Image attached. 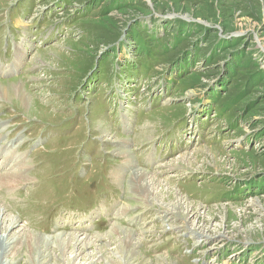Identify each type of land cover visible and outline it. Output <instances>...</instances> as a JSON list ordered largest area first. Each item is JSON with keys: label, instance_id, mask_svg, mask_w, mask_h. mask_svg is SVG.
<instances>
[{"label": "rangeland", "instance_id": "1", "mask_svg": "<svg viewBox=\"0 0 264 264\" xmlns=\"http://www.w3.org/2000/svg\"><path fill=\"white\" fill-rule=\"evenodd\" d=\"M33 1L0 0V10L6 11L3 17L11 5L16 15L22 13L23 22H14V30L19 34L17 40L24 43L19 51L25 52L16 61V76L0 78V84L7 88L20 85L31 101L28 107L15 98L14 91L7 93V88L6 97L0 95V147L16 137L23 144L17 153L6 147L4 158L23 159L18 154L32 152L23 159V169L17 170L30 176L0 187L6 226L8 220L20 219L11 234H34L11 256L16 264L39 263L34 239L38 233L50 237L49 264H125L122 237L109 234L117 220L135 232L138 253L133 264H264V0ZM42 13L51 17L49 22L58 18L70 25L69 32L62 39L44 40L50 28L42 31L48 24L47 19L38 22L36 15ZM123 38L130 59L121 51ZM150 56L154 59L151 69L139 67ZM175 60H180L183 72L173 69ZM117 71L118 87L110 80ZM165 71L166 93L151 94L158 86L154 75ZM147 97L154 100L145 104ZM186 98L190 100L181 102ZM199 102H203L199 119L185 129L183 116L190 117L191 107ZM118 110L131 117V124L124 123V128L131 127L134 135L122 136L114 129L110 120ZM83 116L87 133L78 127L83 126ZM199 127L203 139L195 132ZM106 131L113 140L123 138L121 142L129 144L122 150L107 146L122 154L133 153L131 145L171 131L175 147L176 142L184 145L160 166L163 175L151 174L156 202L140 201L126 183L128 203L123 209L140 210L127 216L128 221L136 213L143 215L139 225L126 224L124 211L118 216L115 203L108 206L106 200L94 198L97 191L91 183L94 179L102 183L97 173L105 167L99 161L104 158V145H97L94 138L105 139L102 133ZM188 155L190 161H183ZM86 160L91 165L92 173L86 177L92 178L90 182L83 178L84 170L78 175ZM49 164L53 174L47 171ZM188 173L201 179L188 180ZM81 179L90 187L84 188ZM181 201L188 208L181 210L190 219L177 224L174 215L164 210ZM68 206L103 210L106 222L100 225V233H47V214L55 215ZM200 228L207 230L206 240L195 246L196 239L188 233ZM57 236L79 241L87 236L90 244L76 257L74 249L60 248ZM162 240L169 243L162 245ZM191 245L198 256L207 252V259L187 256Z\"/></svg>", "mask_w": 264, "mask_h": 264}, {"label": "bare ground", "instance_id": "2", "mask_svg": "<svg viewBox=\"0 0 264 264\" xmlns=\"http://www.w3.org/2000/svg\"><path fill=\"white\" fill-rule=\"evenodd\" d=\"M28 43V42H27ZM25 47V46H24ZM25 54V52H24ZM24 54L20 51L19 56H24ZM6 88L2 86V84H0V95H4L6 97ZM9 90L14 91L15 93V98L19 99V101L23 104L28 103V107H30L29 104V99L26 95V93H24L22 87L20 85L18 86H11L7 88V93L9 92ZM10 94V93H9ZM20 103V104H21ZM123 105V104H122ZM22 106V105H21ZM127 117V118H126ZM130 120L131 117L128 116L127 114L125 115V120L124 123L128 126L130 125ZM145 121V120H144ZM147 121V120H146ZM146 124V123H145ZM100 125V124H99ZM104 125V123H103ZM2 127V126H1ZM141 127L145 128V125L142 124ZM140 127V128H141ZM143 128V129H144ZM3 129V128H2ZM4 130V129H3ZM108 131V130H107ZM104 132L102 133V136L107 139V137H109L108 135H110L108 132ZM150 131H148L147 133H149ZM146 135V134H145ZM147 137L151 136L150 135H146ZM144 137V136H143ZM128 151V150H127ZM123 152L126 153L128 156V159L131 160L134 163L133 160V155L131 152ZM118 152V150H117ZM19 155V154H18ZM192 157V156H191ZM9 158V157H8ZM14 158V157H13ZM188 158V156H186V158H183V161H190ZM6 159V158H5ZM17 159V158H16ZM195 159V158H194ZM197 160V159H196ZM194 161H192L193 163ZM26 163V162H25ZM24 163V164H25ZM190 163V162H189ZM22 162H17L16 164L13 165V167H11L10 170L5 171L3 176H0V187H4V186H8L11 185L14 182H24L25 179H27V177H29V174H26L25 171L24 172H17V170L20 167H23L24 165ZM29 165V164H27ZM185 165V164H184ZM185 167V166H184ZM183 167V168H184ZM23 169V168H20ZM133 169V167L131 168ZM125 175V174H124ZM123 175H116L119 180L122 179L123 183L125 181H128V186L130 188V190H133V192L138 193V197L139 200L141 201H146L148 203L151 202H156L157 198L155 197L156 194L154 192V188L156 185L155 179L153 178V176H151V172L148 171L147 169H144L143 167H140L139 169H136L132 174L128 175L127 177H129V179H127L125 176ZM122 176V178L120 177ZM157 181V180H156ZM158 182V181H157ZM159 187V186H158ZM178 199V198H177ZM163 200V199H162ZM179 201V199H178ZM185 202V201H184ZM160 204V203H159ZM168 204V203H167ZM126 205V204H125ZM132 205H129V207H131ZM128 207V206H127ZM142 208V207H141ZM162 208H164V204H162ZM172 208V207H171ZM126 209V208H125ZM122 208V212L125 210ZM181 209H184L185 211H187L188 208H184L183 207V203L182 201L179 202L176 206H173V208L164 210V213H169L170 215H174V220H176L177 224H179L180 221H183L184 223L186 222V220L189 218L188 214H184L185 211H182ZM120 212L118 214V216L122 213ZM181 212V213H180ZM125 213V212H124ZM192 213V210H191ZM5 212H3V210L0 208V264H16V260L15 258L12 259L11 256L14 254H16L17 250H18V246L22 243V241L24 240H28L29 238L32 237L34 234H24L21 235V231L19 233L15 232L13 234H11L12 230L15 229L16 226L19 225V220L18 218H12V220H8V222L10 223V225L6 226V219L4 218L5 216ZM160 213H157V215H159ZM163 214V213H162ZM190 215V214H189ZM184 216V217H182ZM190 219V218H189ZM118 221V220H117ZM115 222V225L111 228V230L109 232V234H114V236H119L118 238L122 237L121 240L123 241L124 245H123V250L121 249V253L125 255L126 260H125V264H133V260H135V256L136 253H138V248H137V244L133 243L134 240V235L135 232L131 229V230H127V228L122 225L120 222ZM170 221V220H169ZM5 224V225H4ZM11 227V228H10ZM182 227V226H180ZM3 229V230H2ZM201 229V228H200ZM196 229L199 230V232H193L192 233H188L189 236L191 235L192 238L196 239L195 246H200L206 239V235H207V230L206 229ZM187 231V230H186ZM191 231V230H190ZM34 232V231H33ZM21 233V234H20ZM30 233V232H29ZM67 233L65 232L64 235H66ZM108 234V235H109ZM187 234V233H186ZM187 234V235H188ZM60 235V234H58ZM107 235V236H108ZM101 236V235H100ZM60 240L59 242L61 243L59 246L60 248L63 250H65L66 248H71L74 249L75 253H76V257H78L80 254H82L84 251L87 250L88 245L90 244L89 237H85V239H81L82 241H79L80 238L74 237L68 240L63 239L62 237L60 238V236H57ZM104 237V236H103ZM102 237V238H103ZM112 237V236H111ZM50 237L47 236H43L42 234L39 235L35 234L34 239H35V244L36 247L38 248V252L40 255V259H39V263L40 264H49L48 262L50 260H48L47 257H49L48 255L50 254V248H52V244L50 243L51 240L49 239ZM54 238V237H53ZM67 238V237H66ZM101 238V239H102ZM99 239V238H98ZM109 239V238H108ZM113 239V238H112ZM83 240L85 241V243L83 242ZM25 242V241H24ZM33 242V241H32ZM27 243V242H26ZM30 243V242H29ZM56 243V241H55ZM94 243V242H93ZM31 244V243H30ZM22 245V244H21ZM56 246V245H54ZM58 246V245H57ZM64 246V247H63ZM24 248V247H23ZM22 250V249H21ZM34 250V249H33ZM32 250V252H33ZM52 251V250H51ZM54 251V249H53ZM28 253V252H27ZM65 253V251H64ZM72 253V252H71ZM20 254V253H19ZM56 256V253H55ZM13 257V256H12ZM15 257V256H14ZM137 257V256H136ZM52 258V257H51ZM60 258V257H59ZM73 258V257H72ZM50 259V258H49ZM58 259V258H57ZM41 260V262H40ZM137 261V260H136ZM51 262V261H50ZM70 262V261H69ZM135 262V261H134ZM141 262V261H140ZM38 263V264H39ZM137 264V263H136Z\"/></svg>", "mask_w": 264, "mask_h": 264}, {"label": "trees", "instance_id": "3", "mask_svg": "<svg viewBox=\"0 0 264 264\" xmlns=\"http://www.w3.org/2000/svg\"><path fill=\"white\" fill-rule=\"evenodd\" d=\"M179 31H180V30L177 31L178 34H179ZM188 55H189V54H188ZM178 63H180V60H175V61H174V64H178Z\"/></svg>", "mask_w": 264, "mask_h": 264}]
</instances>
